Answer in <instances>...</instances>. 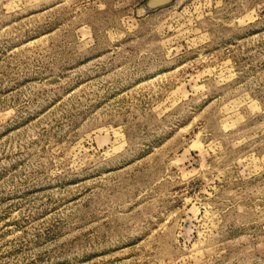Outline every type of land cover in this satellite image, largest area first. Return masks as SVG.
Segmentation results:
<instances>
[{"label": "rangeland", "instance_id": "obj_1", "mask_svg": "<svg viewBox=\"0 0 264 264\" xmlns=\"http://www.w3.org/2000/svg\"><path fill=\"white\" fill-rule=\"evenodd\" d=\"M0 0V264H264V0Z\"/></svg>", "mask_w": 264, "mask_h": 264}, {"label": "water", "instance_id": "obj_2", "mask_svg": "<svg viewBox=\"0 0 264 264\" xmlns=\"http://www.w3.org/2000/svg\"><path fill=\"white\" fill-rule=\"evenodd\" d=\"M148 1H149V0H146V1L144 2L143 6H142V8H143L145 11H151V10H154V9L159 8V7H163V6H166V5H169V4L173 3V2H175L174 0H168V1H166V2L159 3V4L155 5V6H147V2H148Z\"/></svg>", "mask_w": 264, "mask_h": 264}, {"label": "bare ground", "instance_id": "obj_3", "mask_svg": "<svg viewBox=\"0 0 264 264\" xmlns=\"http://www.w3.org/2000/svg\"><path fill=\"white\" fill-rule=\"evenodd\" d=\"M166 1H168V0H149L147 2V6H155V5L159 4V3L166 2ZM174 1L176 2L178 0H174Z\"/></svg>", "mask_w": 264, "mask_h": 264}]
</instances>
